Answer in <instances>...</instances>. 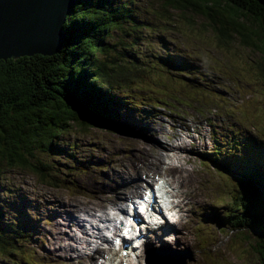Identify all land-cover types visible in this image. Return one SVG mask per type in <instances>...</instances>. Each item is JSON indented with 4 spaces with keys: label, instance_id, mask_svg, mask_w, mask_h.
<instances>
[{
    "label": "rangeland",
    "instance_id": "1",
    "mask_svg": "<svg viewBox=\"0 0 264 264\" xmlns=\"http://www.w3.org/2000/svg\"><path fill=\"white\" fill-rule=\"evenodd\" d=\"M117 1L123 5L130 4L140 20L139 31H131L129 27L123 29L129 37L118 29L104 36L105 40L116 45L119 52L125 50L124 43H134V46L130 45V51L137 60L130 67L141 77L129 85H120L124 87H115L114 91L118 90V93L114 94L118 96L116 103L122 100L121 97L130 99L131 95L142 94L143 104L139 102L137 111L128 107L118 108L121 117L111 121L126 128L130 134L93 125L80 128L75 124L61 132L54 142L69 148L68 152L61 150L43 155L48 163L57 167L53 174H56L58 184L49 183V178L48 181L42 180L30 169L1 167V228L23 240V248L32 253L35 264L78 263V254L87 258L89 263L95 259L97 264H101L116 254L112 241L119 232L107 223L100 226L108 236L106 243L93 234L90 235V243H84L81 240H87L88 233L82 224L86 222H72V214H78V208L83 205L82 197L98 199L104 195L105 200V195L116 192V198L125 202L115 206L119 215L113 224L117 225L133 210V195L128 196L126 179L135 165L129 161L135 158L142 160L140 155L150 156V146L161 148L153 153L174 150H162V145L166 142L173 145L166 134L170 136L173 125L180 122L188 128L185 130L178 126L188 140L182 154L193 158L186 167L194 169L192 177L198 186L199 198L191 197L196 203L181 211L172 207L173 215L166 213L163 220L158 217H152L148 222L142 220L138 227L140 239L144 237L145 241L141 240V245L133 242L131 250H120L109 264H136L140 259L144 264H161L169 262V259L174 264L183 261L186 264H264L258 253L256 235L247 229L222 230L217 224L218 215L224 208L221 199L234 207V198L246 188L243 182L236 188L238 182L234 176L245 177L238 172H244L252 159L235 160L233 169L221 164L230 168H226L228 174L223 169H220L223 173H218L204 162L209 160L207 155L213 146L221 147L216 141L221 142L231 129L264 133V32L256 21L241 18L240 24L230 25L224 14L219 20L208 12L205 15L192 13V9L190 12L169 8L170 14L164 17L158 9L166 4V0ZM214 1L220 5L214 8L229 9L230 0ZM210 4L213 6L212 2ZM239 31L245 32L244 41ZM248 32L251 36L247 40ZM64 33L65 40L66 29ZM108 106L103 111L106 117L113 112L110 104ZM83 112L87 116L94 115L85 109ZM155 130L160 132L155 133ZM191 141L195 143L191 144ZM225 160L228 162L229 157ZM171 161L167 159L160 168L166 170ZM174 162L179 161L174 159ZM138 164L147 166L146 163ZM136 170L139 171L137 167ZM155 170L149 176L131 172L129 180L144 185L143 194H146L148 182L155 183L157 176L161 175ZM116 172L125 173L123 183L115 177ZM160 179L164 182L163 177ZM193 186L194 182L188 177L184 189ZM170 187L177 189L174 185ZM172 197L173 205L174 198H180V195L175 193ZM219 203L221 207L217 214L215 208ZM69 206H72V212L68 211ZM44 219L47 223L51 221V225L44 223ZM26 229L35 230L31 240L20 235ZM74 236V241H81L80 244L71 242ZM64 240L68 242H61ZM109 247L111 251L94 253L97 248L105 251ZM76 248L82 252H76ZM126 251L129 255H124ZM120 258L123 261L119 262ZM0 264L15 263L1 255Z\"/></svg>",
    "mask_w": 264,
    "mask_h": 264
},
{
    "label": "trees",
    "instance_id": "2",
    "mask_svg": "<svg viewBox=\"0 0 264 264\" xmlns=\"http://www.w3.org/2000/svg\"><path fill=\"white\" fill-rule=\"evenodd\" d=\"M75 1L65 23L66 39L58 53L0 61V169H30L42 180L48 181L49 178L48 182L54 184H58V179L53 170L58 169L43 155L61 150L67 153L69 149L55 143L54 138L73 124L80 128L96 126L95 121L102 122L96 118L116 124L111 122L117 121L114 105L118 96L113 90L141 77L130 67L137 60L130 51V45L134 46V43L125 41V50L119 52L115 44L104 39L116 29L122 30L128 37L124 28L139 31L140 20L130 4L123 5L117 0ZM229 2V9L225 11V7L214 8L220 6L214 0H166L158 11L166 17L170 14L169 8L192 9V13L205 15L208 12L219 20L224 14L230 25L240 24V19L244 18L256 21L264 32L263 6L258 1ZM239 33L244 41L245 32ZM251 33L248 32L247 40ZM262 40L264 42V37ZM142 62L145 63V60L142 59ZM108 104L113 112L106 117L103 111L109 107ZM121 105L119 102L118 106ZM74 108L85 109L94 115L89 116L88 122L81 121ZM254 133L261 138L252 133L235 131L225 135L221 142L216 141L221 147L214 148L213 155L220 157L215 159L231 169L236 165L235 160L252 159L244 172H238L245 177L234 176L238 182L236 188L241 182L246 184V188L234 198V207L229 201L224 203L217 224L222 230L247 229L256 235L258 253L264 259V133ZM227 156L228 162L225 160ZM246 177L252 181L246 180ZM33 230H23L20 235L31 240ZM21 242L23 240L0 226V256L5 255L15 264H35L32 253L25 250Z\"/></svg>",
    "mask_w": 264,
    "mask_h": 264
},
{
    "label": "bare ground",
    "instance_id": "3",
    "mask_svg": "<svg viewBox=\"0 0 264 264\" xmlns=\"http://www.w3.org/2000/svg\"><path fill=\"white\" fill-rule=\"evenodd\" d=\"M199 66H197V68ZM113 92L118 93V92H115L114 90H113ZM131 97L132 98H130V99H124L123 97H121V99H122L120 101L122 103L121 106H118L119 102L118 103L115 102L116 105H114V107L117 109V114H115L114 116H116L117 118L121 117L118 108L128 107L129 109H135L136 110V108H137L136 103L141 102L143 100V95L142 94L131 95ZM129 105H131V107ZM183 124L184 123H180V122H177L176 124H174L173 130H171L170 136H168V134H166L164 132V134H166L167 137L171 140L170 142L173 145L170 146L169 145L170 143L166 142L162 145L163 146L162 150L174 149L173 151H170L168 153H164L162 151L157 152V153H153L154 151H158V149H161V148H152L150 146L151 148L149 147V150L152 152V154L150 156L144 157L143 155H140L142 160L135 158V160L129 161L130 164L135 165L134 169L130 170L128 172L127 179H126L129 183V189L127 190L129 197H131L132 195L133 196H135V195L141 196L143 194V189L145 188L144 185L143 186L139 185V182L129 180L130 173L131 172H134L136 174L141 173L142 175L149 176L150 174H152L154 172V169H156L155 171L161 172V175L164 178V183L166 184V186L167 185L169 186L166 189L167 194H168L167 197H170L172 200L173 194L178 193L180 195V198H177V197L174 198L173 205H172L173 200L170 202V204H169L170 207L179 208L178 211H181L182 209H184L186 206L190 205L191 203H196L191 199V197L199 198V195H200V193L198 191V186L195 184V181L193 180V177H192L194 169H190V168L186 167V163L192 161L193 158L189 154L183 155V154H181L180 151H176L177 149H180L181 151H185V149L187 148V145H188L187 138L186 137L184 138V134L182 133V130L180 128H178V126H181L182 128L184 127L185 130H188V128L183 126ZM151 129L153 130V128H151ZM152 130H151V132H152ZM157 132H160V131L155 130V133H157ZM190 143L194 144L195 142L191 141ZM154 154H156V155H154ZM153 156L157 157V159L155 160L153 158ZM167 159H170L172 161L168 164L166 170L164 168H160V166L163 163H165ZM174 159H180L183 162L175 163ZM123 163L125 164V163H127V161H124ZM138 163H141V164L146 163L147 166H144V164L139 165ZM136 167H137V169H139V171L136 170ZM236 169L239 171L238 165L236 166ZM242 169H244V167H242ZM118 173L119 172H116L115 177L117 179H119L120 181H122V183H123L125 173H123V172H121L119 174ZM135 177H136V175H135ZM188 177H190L192 179V181L194 182V186H193V188L184 189L185 180ZM83 183L88 185V183L86 181H83ZM162 185H163V187H165L164 184H162ZM171 185H174L177 189L172 190L170 187ZM122 187H124V186H122ZM182 190H184L185 192H182ZM109 194H112V195H105V200L103 199L104 195H101L98 199H96V198H87L86 199V198L82 197V203L81 204H83V205H81V207L78 208V214H72V222H74V223L86 222L85 224H82V226H83V228L86 229L88 235L86 236L87 240L82 239L81 240L82 242L87 243V244L90 243V241H91L90 235L91 234H93L95 237H98V240H101L104 243L107 242L108 236L105 233V231L102 230V228L100 226L106 225L107 223L112 224L115 221V219L117 218V216L119 215L118 209H115V206L120 205V203L125 204V202L120 201L119 198H116V192H110ZM185 199H187L186 202H185ZM84 206H88L91 208H87ZM74 208L77 209V207H74ZM153 208L159 209V206H157V204L155 203L153 205ZM71 209H72V206H69L68 211L72 212ZM144 211L145 210H143V212ZM170 214L173 215V211H171ZM178 215L181 218V215L179 213H178ZM133 216L136 218L140 217L139 214H137L135 212H134ZM62 220H63V218H62ZM43 222L48 224V225H51V221H49L47 223V220L44 219ZM64 224L66 226H69L68 223H64ZM86 224H88V227L86 226ZM168 227H170V226H168ZM105 228H107V226ZM114 229L116 231H118L119 227L114 226ZM122 231H124L123 226H122ZM82 236H84V234ZM74 238H76V236H74L72 238L71 242H74L76 244L81 243V241L79 243L74 241ZM51 241H53V240L51 239ZM61 242L65 243L68 241L64 240ZM124 243H126V241H124ZM135 249L136 248H133V250H135ZM108 250H111V248H106L105 251L101 248H97V250H95L94 253H95V255L101 254V253L103 254V252H107ZM76 252L81 253L82 251L79 250V248L78 249L76 248ZM77 257H78V263L72 262V263H66V264H97V261L95 259L92 263H89L88 259L84 258L82 256V254H78ZM130 264H132V263H130ZM136 264H144V263L140 259L139 261H136Z\"/></svg>",
    "mask_w": 264,
    "mask_h": 264
},
{
    "label": "water",
    "instance_id": "4",
    "mask_svg": "<svg viewBox=\"0 0 264 264\" xmlns=\"http://www.w3.org/2000/svg\"><path fill=\"white\" fill-rule=\"evenodd\" d=\"M256 1L264 12V0ZM75 4V0H0V60L58 53L64 43L65 23ZM74 109L81 121H89L83 110ZM96 119L102 121H95L96 126L130 134L118 124Z\"/></svg>",
    "mask_w": 264,
    "mask_h": 264
}]
</instances>
